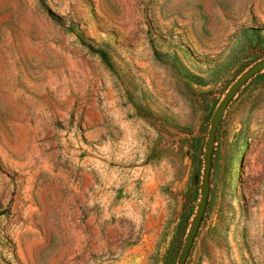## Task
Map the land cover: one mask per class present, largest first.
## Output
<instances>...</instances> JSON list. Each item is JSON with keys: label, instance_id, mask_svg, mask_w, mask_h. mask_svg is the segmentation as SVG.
Instances as JSON below:
<instances>
[{"label": "rangeland", "instance_id": "obj_1", "mask_svg": "<svg viewBox=\"0 0 264 264\" xmlns=\"http://www.w3.org/2000/svg\"><path fill=\"white\" fill-rule=\"evenodd\" d=\"M262 59L264 0H0V264H177ZM209 187L185 264H264V70Z\"/></svg>", "mask_w": 264, "mask_h": 264}, {"label": "water", "instance_id": "obj_2", "mask_svg": "<svg viewBox=\"0 0 264 264\" xmlns=\"http://www.w3.org/2000/svg\"><path fill=\"white\" fill-rule=\"evenodd\" d=\"M264 70V59L257 62L250 69L245 71L227 90L226 95L218 103L217 108L214 111L211 124L208 132V142L205 154V166L202 180L201 197L196 209L194 218L190 223L188 233L185 238L183 249L177 264H185L193 245L194 238L198 232L201 220L205 213L208 198L210 194L209 178L212 166V154L215 146L216 133L221 124L225 110L229 103L236 96L237 92L255 75Z\"/></svg>", "mask_w": 264, "mask_h": 264}, {"label": "trees", "instance_id": "obj_3", "mask_svg": "<svg viewBox=\"0 0 264 264\" xmlns=\"http://www.w3.org/2000/svg\"><path fill=\"white\" fill-rule=\"evenodd\" d=\"M53 16V15H52ZM90 49V51L97 55L98 58L100 59V61L108 68V69H111L112 68V61L109 57V55L107 54V52L101 48H92V47H88ZM258 75V74H257ZM255 75L254 78L257 76ZM221 125V124H220ZM219 130V128H218ZM217 135V133H216ZM202 221V220H201Z\"/></svg>", "mask_w": 264, "mask_h": 264}]
</instances>
